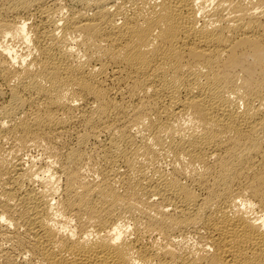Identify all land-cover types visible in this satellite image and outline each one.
Instances as JSON below:
<instances>
[{"label":"bare ground","instance_id":"obj_1","mask_svg":"<svg viewBox=\"0 0 264 264\" xmlns=\"http://www.w3.org/2000/svg\"><path fill=\"white\" fill-rule=\"evenodd\" d=\"M0 264H264V0H0Z\"/></svg>","mask_w":264,"mask_h":264}]
</instances>
